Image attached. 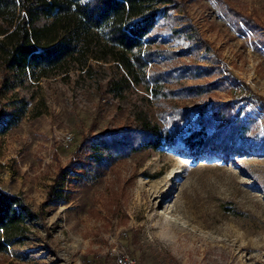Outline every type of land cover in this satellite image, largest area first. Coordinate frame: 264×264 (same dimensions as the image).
Instances as JSON below:
<instances>
[{
  "label": "rangeland",
  "instance_id": "obj_1",
  "mask_svg": "<svg viewBox=\"0 0 264 264\" xmlns=\"http://www.w3.org/2000/svg\"><path fill=\"white\" fill-rule=\"evenodd\" d=\"M228 3L257 20L264 35V0ZM184 11L193 38L209 45L181 60L204 66L216 53L217 71L225 75V68L231 78L227 86L174 103L209 110L212 102L243 95L244 86L264 97V49L254 47L251 35L238 33L214 0H189ZM160 37L169 51L188 46L166 32ZM28 81L26 108L13 111L19 94L0 97L11 114L0 126V188L20 196L39 220L0 253V264H264V154L188 150L179 141L134 152L92 184L67 185L59 199L44 203L57 168L74 158L83 135L127 125L132 103L143 102L154 120L156 111L141 85L128 91L125 106L70 70ZM239 105L252 117L249 132L264 136V109ZM194 117L190 111L191 126Z\"/></svg>",
  "mask_w": 264,
  "mask_h": 264
},
{
  "label": "trees",
  "instance_id": "obj_2",
  "mask_svg": "<svg viewBox=\"0 0 264 264\" xmlns=\"http://www.w3.org/2000/svg\"><path fill=\"white\" fill-rule=\"evenodd\" d=\"M188 1L0 0V97L8 91L20 95L12 101L13 111L26 108L32 98L28 79L69 70L77 80H92L95 87H102L103 93L125 106L128 91L141 85L150 95L143 99L152 100L156 111L154 120L143 102L141 106L132 103L127 125L83 135L74 158L57 168L44 203L59 199L67 185L92 184L134 152L179 141L188 150L264 154V136L249 132L252 117L241 113L239 105L254 103L264 109V97L246 86L243 95L212 102L209 110L206 104L184 108L174 103L227 86L231 78L225 68V75L217 71L220 62L216 53L204 66L181 60L209 45L191 35L194 27L184 11ZM214 1L238 33L250 34L254 47L264 49L257 20L235 10L229 0ZM162 32L188 40V46L177 51L163 48L166 40L160 37ZM149 64L152 66L147 69ZM214 73L211 80L186 84V80ZM190 111L195 113L194 126L187 121ZM10 118L0 100V126ZM35 219L39 220L38 212L20 196L0 188V253L20 243L27 225Z\"/></svg>",
  "mask_w": 264,
  "mask_h": 264
},
{
  "label": "built area",
  "instance_id": "obj_3",
  "mask_svg": "<svg viewBox=\"0 0 264 264\" xmlns=\"http://www.w3.org/2000/svg\"><path fill=\"white\" fill-rule=\"evenodd\" d=\"M119 262H121L122 264H127L125 260L119 259Z\"/></svg>",
  "mask_w": 264,
  "mask_h": 264
}]
</instances>
